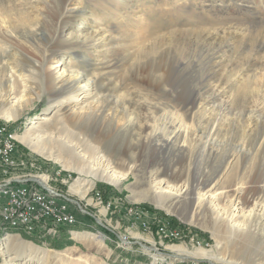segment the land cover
Instances as JSON below:
<instances>
[{"label": "rangeland", "instance_id": "1", "mask_svg": "<svg viewBox=\"0 0 264 264\" xmlns=\"http://www.w3.org/2000/svg\"><path fill=\"white\" fill-rule=\"evenodd\" d=\"M34 1L37 0H0V8H3L6 16L4 19L0 17V46L3 49L14 46L39 61L38 54L24 48L15 37L18 24L36 15L33 9L25 11L27 5ZM75 2L79 8L84 7L88 14L101 17L94 21L91 19L86 26H95L104 19L102 27L106 28V39L102 41L104 44L100 42L102 47H96L100 55L95 57L97 61H94L95 58L84 60L85 65L81 66L83 60L72 55L74 59L71 61L62 53L55 57L54 65L61 68L72 63L84 72L88 70V74H97L103 82L98 86V93L102 95L114 92V85L123 81L120 92L135 90L136 100L141 103L135 108L144 116L149 113L144 101L149 108L161 104L164 110L160 108L158 114L169 109L175 111L177 118L167 136L171 145L163 151L161 157L151 155L149 149L140 148V160L133 174L118 186L96 181L94 189L86 198L90 201L87 203V200L70 192L69 187L80 177L77 172L66 170L54 160L46 159L18 139L31 126H37L40 118L45 115L64 117L70 129L75 130L76 123L71 122L67 108L52 102L51 91L44 85L26 94L24 100H28L30 105L17 120L8 122L0 117V125H5L6 130L16 136L14 141L16 151L19 152L10 170H7L8 174L4 173L5 168L0 165V183H3L0 184V195H5L9 187L20 183H36L32 180L45 175L49 178L46 186L51 188L50 191L60 192L64 197L78 201L85 212L92 214L89 217L88 214L78 213L76 217L79 221L74 227L78 226L79 231H76L79 233L102 236L104 247L101 249L94 244L78 241L72 234V245L61 250L53 249L45 241H30L24 237L26 234L14 232L0 223V264H4L1 253L5 250L8 259L16 257V264H41L36 257L43 256L42 251L50 253V262L45 261L43 264H257L255 260L264 257V239L244 242L242 238H234L229 233L215 236L210 227H214L218 210L210 206V203H201L196 196L187 195L186 199L181 198L177 203L179 213H173L150 201H137L132 191L149 188L148 177L157 169L162 173L158 180L168 179L172 183L180 181V174L186 177L187 169L191 170V177H198L199 181L223 173L226 163L239 151L238 145L244 130H247L248 143L240 154L252 151L255 141L264 130V0ZM124 2L127 4L125 7ZM41 6L43 4L37 3V7ZM2 21H6L5 27ZM76 26L79 27L80 22L77 21ZM81 26L83 30L84 24ZM151 44L156 46L146 58L143 53L145 49L151 48ZM92 51L89 48V52ZM70 52L72 54L75 51ZM14 53L18 54L16 51ZM149 58L161 61L169 68L171 82L161 85L160 78L154 77L152 72L139 75L131 72L127 76L129 79L125 78L136 61L140 60L133 68L134 71L143 68ZM36 79V82L41 83V79ZM15 87L17 96L21 95L22 85L18 78ZM183 99L194 100L196 107L201 109L202 106V109L207 110L195 114L196 110L192 112ZM152 122L150 118L147 119V124L151 123L147 133L151 132ZM106 125L97 122L92 124L91 135L95 139H104L108 131ZM59 128L58 124L53 130L57 132ZM124 143L123 140L117 141L118 149L124 147ZM133 144L136 142L133 141ZM242 163L240 167H233L228 182L220 186L219 193L231 195L232 189L238 186L242 188L240 178L256 169L254 162L251 163L249 159ZM118 170L127 172L128 168ZM9 178L11 183H5ZM212 183L214 180L208 183L207 188ZM3 201L5 199H0V207ZM75 205L74 209L81 210L76 202ZM243 206L245 211L249 210L251 202ZM103 209L107 211L105 215H102ZM164 219L179 227L175 236L168 234ZM59 234L60 231L56 236ZM8 236L12 237L7 239ZM46 236L31 237L35 240L51 238ZM122 239L129 243H122ZM8 240L20 243L22 249L15 244L16 250L14 246L8 250ZM174 245H184L190 251L200 247L212 250L217 258L230 263L180 256L170 248ZM65 251H69L68 254L60 258L59 252ZM30 258V262H26Z\"/></svg>", "mask_w": 264, "mask_h": 264}, {"label": "bare ground", "instance_id": "2", "mask_svg": "<svg viewBox=\"0 0 264 264\" xmlns=\"http://www.w3.org/2000/svg\"><path fill=\"white\" fill-rule=\"evenodd\" d=\"M37 3L43 4V6L37 7ZM29 4L25 11L33 9L36 15L33 16V19L27 18L18 24L15 37L24 48L37 53L40 60H35L26 51H21L14 48V46L5 49L0 46V117L8 122L17 120L24 109L30 105L28 100H24L26 94L32 92V90L40 89L41 85L49 89L53 97L52 102L54 101L60 107L64 106L68 109L69 118L71 122L76 123V129H70L66 124L68 121L64 117L58 118L57 114L45 115L40 118L37 126H31L18 139L46 159L54 160L66 170L77 172L80 177L69 187L70 192L82 200H87L86 198L94 189L96 181L118 186L133 174L140 160V148L149 149L151 155L161 157L163 151L171 145V140L167 136L169 137V130L174 127L177 113L169 109L167 112L158 114L160 108H162L161 104L151 105L152 107L149 108L144 101L149 112L144 116L137 112L135 108L136 105H141L136 100L137 93L134 92L135 90L120 92L123 81L114 85V92L102 95L98 93L100 90L98 86H101L99 83L102 81L97 74H88V70L84 72L82 69L73 66L72 63H68L61 68L58 65L55 66L53 62L55 57L62 53L68 56L71 61L74 59L71 57L72 55L73 57L77 56L81 61L83 60L81 66H84L86 61L94 59L99 54V51L96 52V47H102L100 42L103 43L106 39V28L102 27L104 19H101L100 23L95 24V26H86L91 19L94 21L101 17L88 14L83 9L84 7L79 8L75 0H37ZM123 5L125 7L127 4L124 2ZM2 9L0 8V17L4 19L6 16ZM77 21L80 22L79 27L76 26ZM2 23L3 27L7 25L6 21H2ZM83 24L85 28L82 30L81 25ZM52 42L53 45H51ZM155 46L156 44H151L149 46L151 48L145 49L143 55L148 58ZM89 48L93 51L89 52ZM14 51L18 54H15ZM70 51L75 52L71 54ZM15 56L20 58H15ZM94 61H97V58ZM137 62H140V60L136 61L130 69L128 68L129 74L125 75V78H128L127 76H130L131 72L135 75L152 72L154 77L160 78L161 85L171 82V72L161 61L158 62L149 58V62L144 63L143 68L134 71L133 68ZM145 66L150 67L146 68ZM170 67L172 66L170 65ZM37 77L41 79V83L36 82ZM17 78L22 85L21 95L19 96L15 92V80ZM184 102L187 106H190L192 112L196 110L195 114L204 113L207 110L206 108L202 109V106H200L202 110L196 107V101L194 100H184ZM162 110L164 109L162 108ZM148 118L153 121L149 133L147 131L150 129L149 125L151 123L147 124ZM96 122L107 124L108 131L105 133L107 137L104 139H95L90 133L93 129L92 124ZM58 124L60 128L55 132L53 129L57 128ZM4 126L0 125V131H7ZM51 127L53 128L51 129ZM113 139L115 142H113ZM14 140L16 141L14 134L6 137L5 149L16 150ZM121 140L125 141L124 147L118 149L117 141L121 142ZM133 141L136 144H133ZM246 143H248L247 130H244L238 145L239 151L226 163L223 173L219 172L210 179L199 181L198 177L192 178L191 170L187 169L186 177L184 174H180L178 177L180 181L172 183L168 179L158 180L162 173L157 169L154 171L155 173H151L148 177L147 184L149 188L137 192L132 191L133 196L137 201H150L170 212L179 213L177 210L178 201L181 198L186 199L187 195L188 197L194 195L201 203H210V206L218 210V214L216 213L214 218V227H210L215 236L229 233L234 238H242L244 242L264 239V130L255 141L254 150L252 149L247 153L244 151L241 155L240 152L245 149ZM122 148H125V150H122ZM239 154L242 158L249 159L251 163L254 162L256 169L240 178L242 188L238 186L237 189H232L231 195H227L226 192L219 193L220 186L222 187L224 183L228 182L227 180H229L235 168L234 166L240 167L241 163L246 161ZM13 160L14 157L0 159V165L5 168L4 173L8 174L7 170L13 165ZM119 168L123 170L128 168V171L121 172L118 170ZM82 176L86 178H82ZM184 177L185 179L182 181ZM213 180L214 183L207 188L208 183ZM8 181H11V178ZM48 181L49 178L44 175L40 176L35 182L47 185ZM205 188H207L205 191L202 190ZM29 189H31V196L49 202H61V205H68V198L59 194L60 192L50 191L51 188L44 189L41 185L30 182L9 187L5 193L10 195L18 190ZM89 202L87 200V203ZM250 202L251 208L245 211L243 205ZM4 206L5 201L2 202L1 207ZM71 207H73L71 210L74 212L75 217L79 216L78 213L86 214L82 209L79 210L78 208L79 211L74 209L76 208L75 203H71ZM101 212L104 215L107 213L106 209ZM77 222L76 220H61L59 225L50 226L47 224L46 219H40L39 214H31V217L25 219H20L18 216H7L6 221L0 223L12 230L21 232V234L24 233L36 238L42 236L44 238V235H55L64 227L70 228L74 238L78 241L91 243V245L94 244V246L102 249L104 238L99 235H89L85 232H75L73 228ZM165 235L169 237L168 234ZM10 237L12 236H8L7 239ZM121 241L124 244L129 243L123 239ZM6 243V248L10 247L8 250H12L11 247L15 244L22 249L20 243H13L9 240ZM13 248L16 250L15 246ZM170 248L178 252L180 256L203 257L226 262L221 258H217L212 250L201 247L195 251L188 250L184 245H174ZM68 252H59V257L62 258ZM42 254L43 256L36 257L39 260L38 263L42 262L41 264L47 262L50 256L47 251H42ZM1 256L4 257V264H16V257L8 259L6 250L1 253ZM31 258L26 262H30ZM255 262L264 264V257L255 260Z\"/></svg>", "mask_w": 264, "mask_h": 264}, {"label": "built area", "instance_id": "3", "mask_svg": "<svg viewBox=\"0 0 264 264\" xmlns=\"http://www.w3.org/2000/svg\"><path fill=\"white\" fill-rule=\"evenodd\" d=\"M9 136H11V131H0V159L3 157H16L19 154L14 149H5L6 137ZM7 182L10 181H6L5 183ZM32 184L39 183L32 182ZM65 198H68V205H61V202H49L31 196V189L18 190L10 195H0V199H5V206L0 207V222L6 221L7 216H18L20 219H25L31 217V214H39L40 219H46L47 224L50 226L59 225L61 220L79 221L71 210V203H75L74 199H70V197ZM86 214L89 217L92 215L87 212ZM163 222L168 226V234L175 236V229L179 227L173 226L170 221L165 219Z\"/></svg>", "mask_w": 264, "mask_h": 264}, {"label": "trees", "instance_id": "4", "mask_svg": "<svg viewBox=\"0 0 264 264\" xmlns=\"http://www.w3.org/2000/svg\"><path fill=\"white\" fill-rule=\"evenodd\" d=\"M105 199V197H104ZM79 230V229H78ZM3 231V230H2ZM14 232H17L15 230H12ZM58 234V232L54 235L56 236ZM26 239L30 240V241H35V242H43L45 241L46 243H48V245H50L51 248L53 249H58L61 250L63 248H65V246H69L72 245V241L63 233H60L58 236L56 237H51V238H47L45 240H35L34 238H32L31 236H24Z\"/></svg>", "mask_w": 264, "mask_h": 264}, {"label": "crops", "instance_id": "5", "mask_svg": "<svg viewBox=\"0 0 264 264\" xmlns=\"http://www.w3.org/2000/svg\"><path fill=\"white\" fill-rule=\"evenodd\" d=\"M103 214V213H102ZM113 214V213H112ZM104 215V214H103ZM75 230V232H77L76 230H78V226L74 227L73 228ZM178 230V229H177ZM60 233H63L65 234L72 242L74 241V238L71 236L72 235V231L70 228H64V229H61L59 230ZM58 231V232H59ZM79 231V230H78ZM78 233V232H77ZM46 237H54V236H46Z\"/></svg>", "mask_w": 264, "mask_h": 264}, {"label": "water", "instance_id": "6", "mask_svg": "<svg viewBox=\"0 0 264 264\" xmlns=\"http://www.w3.org/2000/svg\"><path fill=\"white\" fill-rule=\"evenodd\" d=\"M32 181H36V180H32ZM40 185H41V187H43V188H47V186L45 185V184H42V183H39ZM75 202H76V204L79 206V208H81L82 210H84L83 208H82V205L78 202V201H76V200H74ZM101 226H104V224L100 221V220H96ZM142 245V244H141ZM143 246V245H142ZM145 247V246H144ZM145 248H147V249H150L149 247H145ZM176 257V256H175Z\"/></svg>", "mask_w": 264, "mask_h": 264}]
</instances>
